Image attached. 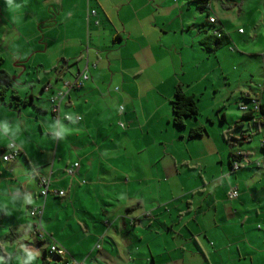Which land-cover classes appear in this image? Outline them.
I'll return each instance as SVG.
<instances>
[{
    "label": "crops",
    "instance_id": "1",
    "mask_svg": "<svg viewBox=\"0 0 264 264\" xmlns=\"http://www.w3.org/2000/svg\"><path fill=\"white\" fill-rule=\"evenodd\" d=\"M201 1L13 0L18 23L0 0V70L11 78L0 100V197L13 202L0 207V264H53L51 244L82 264H264V147L248 146L264 140V115L239 111L230 123L223 113L226 129L189 138L199 115L179 130L169 113L177 85L199 112L208 88L237 108L264 102V84L246 83L252 59L264 73V0ZM213 31L229 43L209 52L200 42ZM82 73L89 79L67 91ZM242 134L250 142L227 140ZM11 143L20 154L4 162ZM237 153L249 163L233 171ZM41 177L65 195L41 198Z\"/></svg>",
    "mask_w": 264,
    "mask_h": 264
},
{
    "label": "built area",
    "instance_id": "2",
    "mask_svg": "<svg viewBox=\"0 0 264 264\" xmlns=\"http://www.w3.org/2000/svg\"><path fill=\"white\" fill-rule=\"evenodd\" d=\"M205 7L207 8L208 5L206 4ZM92 13L94 14V12H92ZM214 22H215L214 18H209L210 24H213ZM239 32L241 33L242 30H239ZM212 35L219 36V33L217 31H213ZM88 79H89L88 75L86 73H82L75 80L65 83L64 87L66 88L67 91H69L70 89H73V88H80L83 86V84ZM49 89H50V87L48 86L46 90H49ZM65 93L66 92L58 91V92L54 93L50 98L51 115L57 120L60 118L59 114H60L61 104H62V100L65 96ZM246 101L247 102L240 104L238 109L244 115H251V117L253 118L254 116H256L258 114V112L260 110L261 102L257 97H246ZM120 111H122V108H120ZM63 119L64 120H70V117L66 115L63 117ZM76 120L79 121L80 117H76ZM252 120L255 121L254 119H252ZM261 145H264V140H263ZM19 154H20L19 148L14 143H11L8 146L7 150L4 151V153L2 155V159L4 162H8V161L18 157ZM248 163H249V161H248V158L246 155H244L242 153H237V154H235V158L231 164L232 170L236 171ZM78 168H79V164L74 163L65 169V174L68 177H74ZM39 186H40L39 195L43 199H46L49 196L63 197L65 195L64 191H58V190H54V189L50 188L51 187V181L48 177L39 178ZM237 196H238V192L235 188H232L228 193L229 199H236ZM42 215H43V208L42 207H36V208L31 209V211H30V216L35 220L33 235H35L38 238L43 237V230L41 227ZM49 254L53 258V261H54L53 264H82L81 262H78L75 259L69 257L67 252L63 248H61L55 244L50 245Z\"/></svg>",
    "mask_w": 264,
    "mask_h": 264
},
{
    "label": "trees",
    "instance_id": "3",
    "mask_svg": "<svg viewBox=\"0 0 264 264\" xmlns=\"http://www.w3.org/2000/svg\"><path fill=\"white\" fill-rule=\"evenodd\" d=\"M203 8L206 6L205 0H202ZM201 1V2H202ZM219 36H206L200 43L209 52H216L220 48L226 46L229 43L228 37L218 32ZM11 88V78L4 71L0 70V100L5 98L6 93ZM12 101L20 102L18 97L11 96ZM22 104H27L23 101ZM171 110H172V124L175 128L183 130L186 128L187 119H194L199 115V110L197 106V100L194 96L187 95L181 85H177L174 91L173 99L171 100ZM264 115V102L260 105V110L256 116ZM252 118L251 115H244L242 119ZM223 121V120H221ZM239 123H236L234 127L237 129ZM206 133V129L203 126L197 125L191 128L188 133L189 138H198ZM251 135H240L239 138H228L227 140H232L235 144L241 145L250 142ZM264 145H262V148ZM235 158V155H231V164Z\"/></svg>",
    "mask_w": 264,
    "mask_h": 264
},
{
    "label": "rangeland",
    "instance_id": "4",
    "mask_svg": "<svg viewBox=\"0 0 264 264\" xmlns=\"http://www.w3.org/2000/svg\"><path fill=\"white\" fill-rule=\"evenodd\" d=\"M255 62L258 64H256ZM261 63H262L261 60L252 59V65H253L252 72H253L254 80H250L249 77L248 79H246V83L248 85L251 84V86H253L251 88H256L257 84H260V85L264 84V73L262 70V66L260 67ZM248 85H246L245 88L249 87ZM217 89H218L217 93H214V90L212 89L210 90L209 88L207 91L204 92L203 98L200 99L199 106L201 108V111L199 112V117L197 118V120L201 122L203 126H205L206 131H210L211 134H214V135L216 133H219L224 128L225 129L227 128L226 127L227 125L223 123V121L220 120L221 114L225 113L227 120H228L227 122H230V123L234 121L236 117L240 116V112L237 108V105L234 99H228L229 94L226 90L223 91L219 87ZM215 104H217L216 106H219L221 108L219 112L217 111V109H214ZM169 113H171V119H172L171 106H169ZM120 126L123 127V124L120 123ZM245 126L246 128L248 127L246 125V122H245ZM239 131L240 130H237L238 133ZM233 138L235 137H231L230 139H233ZM204 139H207V138H203V143H205L204 141H206ZM199 141H201V138L199 139ZM262 142H263L262 136L258 135L254 138V143L248 146H253V147L260 146Z\"/></svg>",
    "mask_w": 264,
    "mask_h": 264
},
{
    "label": "clouds",
    "instance_id": "5",
    "mask_svg": "<svg viewBox=\"0 0 264 264\" xmlns=\"http://www.w3.org/2000/svg\"><path fill=\"white\" fill-rule=\"evenodd\" d=\"M6 3L8 5V10L9 12L12 14V19L16 20L18 23L20 22V15H18V13H20V9L21 6L20 5H14L13 4V0H6ZM5 132H8L9 129L7 128V126H5L4 128ZM19 128L17 127L15 130L12 131V137L13 139H15L22 147L27 146V141L25 140V138L23 137V135H17V133L19 132ZM67 131L64 128L60 129V132L58 133L59 135H63L64 132ZM0 139H2V137H0ZM13 202L9 199H7L6 197H0V207H5L9 204H12ZM31 258V257H30ZM17 264H20V258L17 257Z\"/></svg>",
    "mask_w": 264,
    "mask_h": 264
}]
</instances>
